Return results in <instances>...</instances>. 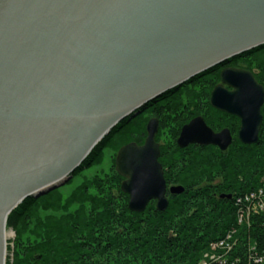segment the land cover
I'll use <instances>...</instances> for the list:
<instances>
[{
	"label": "water",
	"instance_id": "water-1",
	"mask_svg": "<svg viewBox=\"0 0 264 264\" xmlns=\"http://www.w3.org/2000/svg\"><path fill=\"white\" fill-rule=\"evenodd\" d=\"M262 47L264 0H0V264H7L8 219L26 200L68 183L122 122ZM220 78L212 108L241 121L242 145H257L264 88L244 70L227 68ZM234 78L251 85L244 107L216 102ZM159 129V120H150L143 145L155 158L151 188L121 167L122 153L138 144L116 158L132 213L143 214L153 201L160 213L169 208ZM232 142L229 130L216 134L199 117L183 127L178 147L226 152Z\"/></svg>",
	"mask_w": 264,
	"mask_h": 264
},
{
	"label": "trees",
	"instance_id": "trees-1",
	"mask_svg": "<svg viewBox=\"0 0 264 264\" xmlns=\"http://www.w3.org/2000/svg\"><path fill=\"white\" fill-rule=\"evenodd\" d=\"M250 53L258 59L251 72L264 88V47ZM262 116L255 146L237 140L226 152L178 148L171 157L161 155L159 161L169 171L167 184L185 189L181 196H170L165 213L156 210L155 202L143 214L132 213L129 197L121 190L124 179L116 170L114 177L85 183L66 203L55 192L26 200L8 219V227L17 234L12 264H199L209 245L233 229L241 239L234 252L245 253L249 240L264 250V214L254 216L250 226L239 227L234 207L238 198L261 188L264 106ZM127 121L95 148L76 173L95 164ZM225 125L222 120L213 126L231 129ZM229 194L232 200L221 198Z\"/></svg>",
	"mask_w": 264,
	"mask_h": 264
},
{
	"label": "rangeland",
	"instance_id": "rangeland-1",
	"mask_svg": "<svg viewBox=\"0 0 264 264\" xmlns=\"http://www.w3.org/2000/svg\"><path fill=\"white\" fill-rule=\"evenodd\" d=\"M251 55L252 53L248 55L244 54L239 58L228 61L224 65H221L220 67L215 68L193 79L191 82L185 84L178 90L173 91V93L170 92L166 94L156 103L149 105L136 118L127 121L125 124L126 126H122V128H120V133L115 134L110 138L107 147L103 149L96 162H94L95 164L84 168L80 172L76 173V175L74 174L73 178L68 183L48 193L47 195L55 192L59 197H61L63 203H66L71 195L79 190L85 183L92 182L97 178L114 177L113 170H116V158L120 149L131 143L144 145L147 139V125L150 120L155 118L161 121L158 142L161 141L159 143L162 145V149L167 148V150H165L164 152H168L171 157L173 152L177 151V149L179 148L177 142L180 138L183 127H185L186 124L190 123L196 117L203 116L207 113L209 114L213 111L211 109V99L209 95L216 87V85L220 82V75L222 71L225 70V68L227 69L228 67H236L251 72V69H255L258 65V59L256 60V58ZM172 94L176 95L173 98H169L166 101L160 102L168 98ZM220 117L221 118L219 119L218 117V119L220 121L224 120L226 124L225 126L234 125L235 131L233 134L234 138L237 139L239 125L237 123H232L231 120H227L224 116ZM214 124H217L216 120H213V125ZM210 127L215 132H219L227 128L222 127L218 129V127ZM164 171L169 172L167 168H165ZM47 195L43 197H46ZM8 233H11V236L7 240V264H12L15 251H17V234L14 228L8 227L7 225V234ZM231 249H229L228 251H231ZM215 252H218L216 253V255H224L223 250H221L220 248L215 249ZM207 255H210L208 250L204 253L203 258L201 259L199 264L207 263V260H212L214 258V256H212L210 259H208Z\"/></svg>",
	"mask_w": 264,
	"mask_h": 264
},
{
	"label": "built area",
	"instance_id": "built-area-1",
	"mask_svg": "<svg viewBox=\"0 0 264 264\" xmlns=\"http://www.w3.org/2000/svg\"><path fill=\"white\" fill-rule=\"evenodd\" d=\"M236 217L238 226L251 224L254 216L264 214V175L261 181V188L249 193L235 201ZM241 239L238 238V230L230 231L224 239L213 242L209 245L207 260L204 264H264V250H259L256 243L249 240V248L245 253L234 252ZM252 244V245H251ZM223 250L224 255H216L215 249ZM232 248V249H231ZM231 249V251H228Z\"/></svg>",
	"mask_w": 264,
	"mask_h": 264
},
{
	"label": "snow or ice",
	"instance_id": "snow-or-ice-1",
	"mask_svg": "<svg viewBox=\"0 0 264 264\" xmlns=\"http://www.w3.org/2000/svg\"><path fill=\"white\" fill-rule=\"evenodd\" d=\"M226 83L232 84L233 87L227 91L222 87L217 93L216 102L223 105L236 104L240 107L251 103V85H248L239 78H234ZM260 102L264 103V98ZM241 115H243V112H241ZM246 122L248 123L247 120ZM188 131L193 132L194 128ZM121 167L122 169H127L126 174L133 175L134 179L139 176L146 189L153 186L155 181V158L151 156L150 148L140 146L139 148L133 147L127 149L121 155Z\"/></svg>",
	"mask_w": 264,
	"mask_h": 264
},
{
	"label": "flooded vegetation",
	"instance_id": "flooded-vegetation-1",
	"mask_svg": "<svg viewBox=\"0 0 264 264\" xmlns=\"http://www.w3.org/2000/svg\"><path fill=\"white\" fill-rule=\"evenodd\" d=\"M228 68H231V67H228ZM226 69V68H225ZM232 69H239V70H244V69H241V68H233L232 67ZM244 71H247V72H250V71H248V70H244ZM251 73V72H250ZM221 76V75H220ZM255 77V76H254ZM256 79V78H255ZM221 85V80H220V82L216 85V87L217 86H220ZM215 87V88H216ZM215 88L213 89V91L215 90ZM227 89H229L228 87H227ZM213 91L210 93V95H209V97H210V99H211V97H212V93H213ZM173 93V92H172ZM208 93V92H207ZM201 95H203V94H201ZM210 105H211V100H210ZM212 107V106H211ZM213 109V108H212ZM216 112L217 113H221V112H219V111H216V110H214V111H212L211 113H207V114H205V115H203V116H198V117H196V118H199V117H201V118H203V120L205 121V123L207 124V126L212 130V128L210 127V126H213V120L215 121L216 120V123H218L220 120V115H217L216 114ZM221 114H223V115H227V114H225V113H221ZM228 116V118H227V120H231V122L232 123H237L238 125H239V132H240V130H241V121L238 119V118H236V117H232V116H229V115H227ZM218 117H219V119H218ZM195 118V119H196ZM155 119H157V118H155ZM195 119H193V120H195ZM159 120V119H158ZM192 120V121H193ZM191 121V122H192ZM190 122V123H191ZM159 123H161V121L159 120ZM190 123H188V124H190ZM188 124H186V125H188ZM231 124V123H230ZM185 125V126H186ZM231 126V125H230ZM160 128H161V125H160ZM224 130H229L230 131V133H231V136H232V139H233V142H232V145L229 147V149L228 150H230L234 145H236V141L237 140H239V132H238V136H237V139H235L234 138V128H232V126H231V129L230 128H225V129H223V130H221V131H219V132H215V131H213L214 133H216V134H219V133H221L222 131H224ZM159 131H160V129H159ZM182 132V131H181ZM237 133V132H236ZM158 135H159V132H158ZM158 135H157V143L160 145V152H161V155H163V159L164 158H166V157H168L169 156V154H168V152H164L165 150H167V148H165V149H162V145L159 143V142H161V141H159L158 142ZM137 144V143H136ZM177 145H178V142H177ZM139 146H143V144L142 145H139ZM190 148H195V149H200V150H206V149H210V148H215V149H217V150H220L218 147H214V146H200V145H190L188 148H186V149H190ZM162 149V150H161ZM186 149H184V150H186ZM227 150V151H228ZM221 151V150H220ZM163 152V153H162ZM170 153V152H169ZM161 158V157H160ZM164 161V160H163ZM160 162V161H159ZM161 165H162V163H160ZM163 164L164 165H166L164 162H163ZM162 167H163V165H162ZM163 171H164V167H163ZM164 177H165V180H166V178H168V175H167V177H166V175H165V171H164ZM166 183H167V181H166ZM167 187H168V192H167V197H168V199L170 198V196H172L171 194H170V188H172L173 186H171V185H168L167 184ZM228 197H231V199H229ZM222 199H227V200H232L233 199V197H232V195H223L222 197H221ZM153 202H155V201H153ZM152 203V202H151ZM155 206H156V202H155Z\"/></svg>",
	"mask_w": 264,
	"mask_h": 264
},
{
	"label": "bare ground",
	"instance_id": "bare-ground-1",
	"mask_svg": "<svg viewBox=\"0 0 264 264\" xmlns=\"http://www.w3.org/2000/svg\"><path fill=\"white\" fill-rule=\"evenodd\" d=\"M10 236H11V233H8V234L6 235V241L9 239Z\"/></svg>",
	"mask_w": 264,
	"mask_h": 264
}]
</instances>
